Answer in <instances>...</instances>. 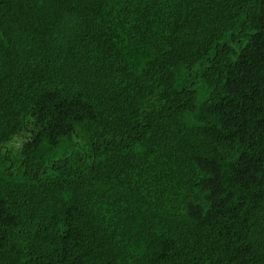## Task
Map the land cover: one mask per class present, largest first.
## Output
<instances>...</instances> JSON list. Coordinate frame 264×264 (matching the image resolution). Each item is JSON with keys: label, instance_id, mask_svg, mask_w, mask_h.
I'll return each mask as SVG.
<instances>
[{"label": "trees", "instance_id": "obj_1", "mask_svg": "<svg viewBox=\"0 0 264 264\" xmlns=\"http://www.w3.org/2000/svg\"><path fill=\"white\" fill-rule=\"evenodd\" d=\"M0 264H264V0H0Z\"/></svg>", "mask_w": 264, "mask_h": 264}, {"label": "rangeland", "instance_id": "obj_2", "mask_svg": "<svg viewBox=\"0 0 264 264\" xmlns=\"http://www.w3.org/2000/svg\"><path fill=\"white\" fill-rule=\"evenodd\" d=\"M198 95H200V94H198ZM16 139H17L16 141L14 140L12 142V145H20V143H21V135H19ZM17 148H19V147H17ZM15 149H16V147H15ZM59 157H61V155H59V154L54 156V158H56V159L59 158Z\"/></svg>", "mask_w": 264, "mask_h": 264}, {"label": "snow or ice", "instance_id": "obj_3", "mask_svg": "<svg viewBox=\"0 0 264 264\" xmlns=\"http://www.w3.org/2000/svg\"><path fill=\"white\" fill-rule=\"evenodd\" d=\"M213 195H214V193H213V192H209V193H208V198H212V197H213Z\"/></svg>", "mask_w": 264, "mask_h": 264}, {"label": "clouds", "instance_id": "obj_4", "mask_svg": "<svg viewBox=\"0 0 264 264\" xmlns=\"http://www.w3.org/2000/svg\"><path fill=\"white\" fill-rule=\"evenodd\" d=\"M83 241L85 242V237L83 238ZM94 246V245H93ZM95 248V247H94ZM97 249V248H96Z\"/></svg>", "mask_w": 264, "mask_h": 264}]
</instances>
